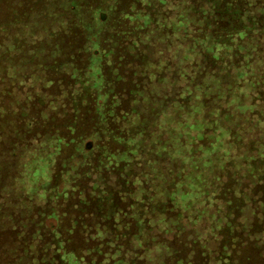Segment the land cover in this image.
Segmentation results:
<instances>
[{
  "label": "trees",
  "instance_id": "trees-1",
  "mask_svg": "<svg viewBox=\"0 0 264 264\" xmlns=\"http://www.w3.org/2000/svg\"><path fill=\"white\" fill-rule=\"evenodd\" d=\"M263 178L264 0H0V264H223Z\"/></svg>",
  "mask_w": 264,
  "mask_h": 264
},
{
  "label": "rangeland",
  "instance_id": "rangeland-1",
  "mask_svg": "<svg viewBox=\"0 0 264 264\" xmlns=\"http://www.w3.org/2000/svg\"><path fill=\"white\" fill-rule=\"evenodd\" d=\"M96 67L92 66V73L94 74ZM69 112V108L67 110ZM87 117V114L84 113ZM74 119L73 114L70 113L69 116H66V114L58 115L54 118V121L45 122L41 126L42 128V134L49 133L52 134H58L62 133V135L65 137V129L68 128L69 121H72ZM54 127H53V126ZM48 131V132H47ZM66 141L68 138H65ZM203 141H200L201 143ZM241 148V147H240ZM68 151V150H67ZM240 151H247V148H241ZM64 155V154H63ZM65 156V155H64ZM64 159L65 157H60L58 162L53 161L51 163V169L52 170V181H51V187L49 188V193H52L53 189L58 188L59 191H62L65 189L64 194V201H63V208H61V211H65L66 215H63V227L61 224V230L62 228L65 231H68L69 229V199L68 193H69V183L65 185V183H61V174H60V161ZM86 164H88V158L85 159ZM54 186V188H52ZM65 186V187H64ZM252 196L250 199V205L248 212L246 213L242 224H240V227L238 229L236 228L235 232H233L232 235H225L222 234V232H219V235H217V239L221 237L220 243L222 244V247H224L228 240L231 238H235L233 243V248H229L228 244L226 247L225 252V259L223 264H264V178L262 181L257 183L252 187ZM67 190V191H66ZM62 202V200H61ZM60 203V200L59 202ZM44 204V203H43ZM42 204V205H43ZM65 204V206H64ZM62 217V216H61ZM28 221H24L22 225L17 229L19 232L23 227L28 228ZM187 230H190L189 228H186L184 232H180L178 235H170L173 233L168 234V249H171L174 253V256H181L182 258H185V261L190 262L193 258L194 261H198V263L208 264L207 259L210 257L208 250L202 247H193L190 244V242L186 241L185 232ZM15 233V232H14ZM196 233L201 234L204 237H207L204 233H200L199 231ZM10 238L12 234L6 233L4 236L5 239ZM225 241L226 243L223 244L222 242ZM189 243V244H188ZM6 244L2 245L0 247V252L3 250V247L6 248ZM69 245V244H68ZM10 249V246L6 248L4 252H8ZM214 253L211 255L212 261ZM166 263L165 264H174L175 262L171 259H174L176 263H178L177 259H175L173 256L172 258L169 256V254H166ZM2 257V256H1ZM217 260V258H216ZM197 263V264H198ZM214 264H219L220 261L213 262ZM192 264V263H187Z\"/></svg>",
  "mask_w": 264,
  "mask_h": 264
}]
</instances>
